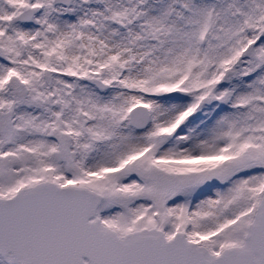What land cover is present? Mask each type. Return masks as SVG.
I'll return each instance as SVG.
<instances>
[{"label":"snow or ice","instance_id":"6c2138e0","mask_svg":"<svg viewBox=\"0 0 264 264\" xmlns=\"http://www.w3.org/2000/svg\"><path fill=\"white\" fill-rule=\"evenodd\" d=\"M0 264H264V0H0Z\"/></svg>","mask_w":264,"mask_h":264}]
</instances>
